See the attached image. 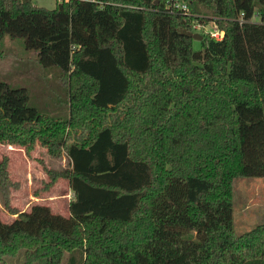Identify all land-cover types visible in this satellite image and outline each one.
I'll list each match as a JSON object with an SVG mask.
<instances>
[{"label": "trees", "instance_id": "16d2710c", "mask_svg": "<svg viewBox=\"0 0 264 264\" xmlns=\"http://www.w3.org/2000/svg\"><path fill=\"white\" fill-rule=\"evenodd\" d=\"M0 0L1 42L58 70L68 114L0 81V144L39 142L68 166L69 215L9 205L0 160V259L22 264H264V223L238 234L234 180L264 178V0ZM258 16L259 21L254 22ZM214 22L222 40L182 34ZM199 43V47L195 43Z\"/></svg>", "mask_w": 264, "mask_h": 264}, {"label": "rangeland", "instance_id": "374dc122", "mask_svg": "<svg viewBox=\"0 0 264 264\" xmlns=\"http://www.w3.org/2000/svg\"><path fill=\"white\" fill-rule=\"evenodd\" d=\"M33 4L54 9L60 0H32ZM259 17H254L258 22ZM207 24L208 30L213 28ZM197 32V31H195ZM199 47V43H195ZM4 56L0 58V81L14 88H26L29 106L44 114L67 115L68 95L66 85L58 77V70H43L34 51L25 49L24 39L5 37L1 42ZM8 159V170L13 186L9 192V205L16 211H26L35 204L48 205L52 211L69 215L73 192L65 178L53 179L50 172L68 166L67 155L51 156L39 142L27 153L25 148L0 144V160ZM234 226L238 234L251 231L264 223V178H236L234 180ZM0 216L11 222L15 216L0 201ZM24 251L17 256H5L0 264H22ZM66 264V261L63 263ZM134 264H147L142 256Z\"/></svg>", "mask_w": 264, "mask_h": 264}, {"label": "built area", "instance_id": "2783aa9c", "mask_svg": "<svg viewBox=\"0 0 264 264\" xmlns=\"http://www.w3.org/2000/svg\"><path fill=\"white\" fill-rule=\"evenodd\" d=\"M84 1H89V0H84ZM168 8L170 9L171 13H173L174 10H180V12H182L184 15H187V16L190 15L189 5L186 2H183L181 0H171ZM207 24H204L201 22H195L193 25L192 32L200 33V34L201 33L207 34L215 40H222L224 38L225 32L222 29L218 28V26L214 22H212L214 26L211 30H208Z\"/></svg>", "mask_w": 264, "mask_h": 264}, {"label": "water", "instance_id": "95a60500", "mask_svg": "<svg viewBox=\"0 0 264 264\" xmlns=\"http://www.w3.org/2000/svg\"><path fill=\"white\" fill-rule=\"evenodd\" d=\"M181 33L182 34H185V35H187V36H189V37H191V38H193L194 40H196V41H202L203 40V35L202 34H200V33H194V32H192V31H189V30H181Z\"/></svg>", "mask_w": 264, "mask_h": 264}]
</instances>
